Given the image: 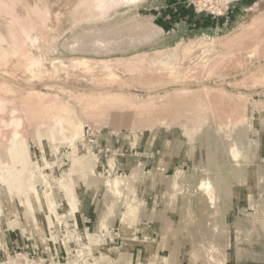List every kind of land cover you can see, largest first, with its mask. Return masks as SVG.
Wrapping results in <instances>:
<instances>
[{
    "label": "rangeland",
    "instance_id": "rangeland-1",
    "mask_svg": "<svg viewBox=\"0 0 264 264\" xmlns=\"http://www.w3.org/2000/svg\"><path fill=\"white\" fill-rule=\"evenodd\" d=\"M59 1L0 47V264H264V0Z\"/></svg>",
    "mask_w": 264,
    "mask_h": 264
},
{
    "label": "bare ground",
    "instance_id": "bare-ground-1",
    "mask_svg": "<svg viewBox=\"0 0 264 264\" xmlns=\"http://www.w3.org/2000/svg\"><path fill=\"white\" fill-rule=\"evenodd\" d=\"M18 0H10V3L4 0H0V47L4 45L5 42H9L12 44V48H13V56L16 57H23L24 56V51H23V45L25 43H28L29 40H31L30 35H31V26L28 25V22L26 20H28V18H23L22 14H26L28 13V16H33L35 15H42V16H47L50 13V6H54L56 7L57 5H59L60 1L59 0H23V2L26 5V10L24 9L25 12H23L22 10L18 9ZM63 2L66 5H70L71 3H75L74 5L78 4L80 5V7H82L84 10H88L90 11L91 9L96 10L97 11H105L107 9H110L112 7H115L116 5H118L121 2H126V3H130V4H137L140 3L141 0H61V3ZM50 3H53L50 5ZM60 6V5H59ZM58 6V7H59ZM65 6V5H64ZM53 7V8H54ZM58 9V8H57ZM74 9V8H73ZM78 9V8H77ZM56 11V9H55ZM72 12V11H71ZM84 12V11H83ZM89 13V12H88ZM74 14V13H73ZM27 16V17H28ZM26 19V20H25ZM31 21V20H30ZM41 23V22H40ZM38 26V25H37ZM264 27V13L255 18L250 24L248 25H244L242 29H244L240 34H235V38H238L236 41V43H238L239 41L242 42L241 40H246L247 37L248 38H252V34H257L259 35L260 33L264 32H260V30ZM34 29V28H33ZM37 29V28H36ZM42 31V30H41ZM254 31V33H253ZM160 32V31H159ZM3 35V36H2ZM250 36V37H249ZM255 36V35H254ZM145 37V36H144ZM233 37V36H232ZM258 37V36H257ZM149 38V37H148ZM240 39V40H239ZM255 39V38H253ZM139 40V39H138ZM137 40V41H138ZM223 41V40H222ZM230 41V40H228ZM248 41V40H247ZM224 43V42H222ZM221 43V45H222ZM227 43V42H225ZM229 43V42H228ZM244 43H246V41H244ZM249 43V42H248ZM7 44V43H5ZM10 44V45H11ZM224 45V44H223ZM247 45V44H246ZM247 47V46H246ZM233 48V47H232ZM231 49V48H230ZM226 50V49H225ZM256 50V49H255ZM187 51V50H186ZM224 51V50H223ZM227 51V50H226ZM160 52V51H159ZM229 52V51H228ZM227 52V53H228ZM236 52V51H235ZM254 52V51H253ZM231 52H229L230 54ZM222 56V53L219 52L218 55L215 57L216 58H220ZM225 56V55H224ZM223 57V56H222ZM218 58V60H219ZM214 59V60H215ZM146 60V55H142V56H136L134 58H132L131 61L133 64H142L144 63ZM217 61V59H216ZM215 61V62H216ZM83 62V61H82ZM85 63V62H84ZM214 63V62H213ZM215 65V64H214ZM108 66V65H107ZM132 66V65H130ZM138 66V65H137ZM106 67V66H105ZM255 72V70H254ZM253 73V72H252ZM264 73V67L258 68L257 71L255 73H253L251 76H262V78L264 77L263 74ZM263 74V75H261ZM249 75V74H248ZM250 76V77H251ZM248 78V77H247ZM258 78V77H257ZM261 78V77H259ZM209 92V91H208ZM207 92V93H208ZM203 95V94H201ZM216 95V94H215ZM208 97V96H207ZM219 97V96H218ZM186 98V97H185ZM223 98V97H222ZM192 98H189L188 100H190ZM215 99V98H214ZM220 99V98H219ZM187 100V99H186ZM218 100V98H217ZM219 102V101H218ZM221 102V101H220ZM241 102V101H240ZM208 103V102H207ZM219 105V104H218ZM256 106V105H255ZM210 107V106H209ZM212 107V106H211ZM165 108H158L153 112V118L151 116H149V118H145L144 117V112L139 111L138 113L141 114L139 115L138 113H136L137 115L135 116V118H137V121H148L152 120L154 121V119L158 118L159 116L162 115V113H164L163 115L165 117H170L173 114V110L169 109L170 112L164 110ZM241 109V108H240ZM246 109V108H245ZM172 112V113H171ZM58 114V113H57ZM62 114V113H61ZM172 114V115H171ZM59 116V114H58ZM141 116V117H139ZM61 117V116H60ZM91 118V117H90ZM133 118V116H132ZM131 118V119H132ZM73 119H68V117H64L62 119L63 122V126L65 128H67L68 131H70L71 133H77L80 130V127L82 126L81 122H73ZM151 121V122H152ZM1 142V139H0ZM6 148V146H4ZM3 152L0 153V157L1 155L3 156L4 154V150ZM201 187H206V190L209 191V193H212L214 190H212L210 188V186L204 182L202 183ZM200 187V188H201ZM214 195V194H213ZM218 197V196H217ZM214 200V199H213Z\"/></svg>",
    "mask_w": 264,
    "mask_h": 264
},
{
    "label": "crops",
    "instance_id": "crops-1",
    "mask_svg": "<svg viewBox=\"0 0 264 264\" xmlns=\"http://www.w3.org/2000/svg\"><path fill=\"white\" fill-rule=\"evenodd\" d=\"M222 188V187H221ZM221 190H223L224 192H226V189H225V187L224 188H222Z\"/></svg>",
    "mask_w": 264,
    "mask_h": 264
}]
</instances>
